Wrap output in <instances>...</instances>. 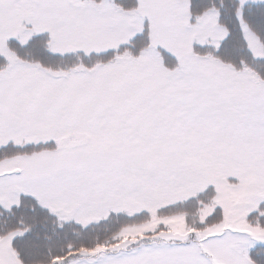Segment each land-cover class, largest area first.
Returning <instances> with one entry per match:
<instances>
[{"label":"snow or ice","instance_id":"1","mask_svg":"<svg viewBox=\"0 0 264 264\" xmlns=\"http://www.w3.org/2000/svg\"><path fill=\"white\" fill-rule=\"evenodd\" d=\"M0 264H264V0H0Z\"/></svg>","mask_w":264,"mask_h":264}]
</instances>
